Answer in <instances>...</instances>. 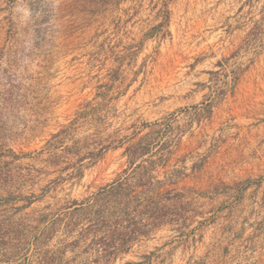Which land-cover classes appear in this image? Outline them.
I'll list each match as a JSON object with an SVG mask.
<instances>
[{"label":"rangeland","instance_id":"rangeland-1","mask_svg":"<svg viewBox=\"0 0 264 264\" xmlns=\"http://www.w3.org/2000/svg\"><path fill=\"white\" fill-rule=\"evenodd\" d=\"M261 116L264 0H0V264L259 261L219 213Z\"/></svg>","mask_w":264,"mask_h":264},{"label":"crops","instance_id":"crops-1","mask_svg":"<svg viewBox=\"0 0 264 264\" xmlns=\"http://www.w3.org/2000/svg\"><path fill=\"white\" fill-rule=\"evenodd\" d=\"M255 120V118H254ZM256 126L252 124L246 128L247 132H240L235 138L234 177L235 194L233 193V208L228 211L225 207L226 198L220 211L221 227L219 234L232 236V240L239 235L250 232V237L257 239L256 250L263 261L264 258V116L256 119ZM243 129V128H242ZM234 191V190H233ZM233 220L235 226L229 227ZM206 228V227H205ZM210 228V226H209ZM207 229V228H206ZM245 236V235H244ZM234 237V238H233ZM236 237V238H235ZM220 251L228 257L230 249L221 243ZM257 261V264H262Z\"/></svg>","mask_w":264,"mask_h":264},{"label":"built area","instance_id":"built-area-1","mask_svg":"<svg viewBox=\"0 0 264 264\" xmlns=\"http://www.w3.org/2000/svg\"><path fill=\"white\" fill-rule=\"evenodd\" d=\"M252 264H257V260H251Z\"/></svg>","mask_w":264,"mask_h":264}]
</instances>
